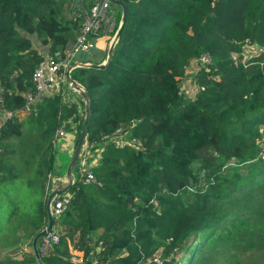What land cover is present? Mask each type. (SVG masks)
Listing matches in <instances>:
<instances>
[{
	"label": "trees",
	"instance_id": "trees-1",
	"mask_svg": "<svg viewBox=\"0 0 264 264\" xmlns=\"http://www.w3.org/2000/svg\"><path fill=\"white\" fill-rule=\"evenodd\" d=\"M64 1L0 0V112L10 113L0 121V199L10 206L6 222L16 214L29 236L46 224L55 132L75 120L77 106L57 93L40 96L19 114L42 59L27 35L47 45L48 54L62 53L80 26L79 19L61 16ZM123 1L126 18L105 67L75 68L71 77L89 94L86 144L92 148L119 130L126 139L105 143L89 166L93 181L84 183L78 173L68 205L52 217L60 233L41 256L49 264H71L66 251L76 233L96 235L100 264H139L158 249L160 264H176L168 257L192 252L186 244L192 236L206 238L218 229L229 216L223 202L246 183L247 175L244 182L238 173L226 176V164L239 160L264 174V159L256 158L264 150V140L258 144L264 0ZM247 43L259 51L241 62ZM201 54L210 62L194 75L196 92L188 99L178 82ZM201 148L211 151L202 178L191 169Z\"/></svg>",
	"mask_w": 264,
	"mask_h": 264
},
{
	"label": "rangeland",
	"instance_id": "rangeland-1",
	"mask_svg": "<svg viewBox=\"0 0 264 264\" xmlns=\"http://www.w3.org/2000/svg\"><path fill=\"white\" fill-rule=\"evenodd\" d=\"M66 1V2H65ZM62 2L60 9L61 16L64 18H71L69 11V0ZM91 3L92 0H86ZM111 7L116 12L118 9L116 4L111 2ZM116 28V16L115 27ZM114 31V30H113ZM112 31V32H113ZM77 32H75L76 35ZM110 33V32H109ZM107 33L103 46V51L106 46L108 38L112 33ZM95 50V49H94ZM92 51L80 55L76 60L84 58L99 59L101 53ZM259 51L258 46L255 44H245L240 61L243 62L247 58H250L257 54ZM98 60L97 62H99ZM210 62L198 64L194 66L188 64L185 68L184 75L179 79L178 86L185 98H192L196 92V84L193 77L197 71ZM70 93V92H69ZM67 98L72 96L70 94H64ZM76 114L75 120L69 119L67 122L68 127L64 134L67 133V137L70 140V150L66 149L58 151L54 154L53 162L57 164L52 172L54 174L61 173L67 165L69 159V151L71 152L75 140L77 138L79 125L81 122L82 112L77 101H75ZM20 114L21 116L25 115ZM65 129V127H64ZM259 131L262 132L261 139L258 140V144L264 140V124L259 126ZM125 134L123 130L115 132L109 137L102 139L99 143H96L94 147H87L86 140L82 145V151L80 154V162L83 164H94L98 159V153L103 148L107 141L120 143L125 140ZM53 155V154H52ZM211 157V151L208 148H201L197 151V157L191 164V169L197 175V177H203L204 172L202 169V161L205 158ZM256 158L260 160L264 159V150L257 153ZM93 159V161H91ZM262 167L264 168V162L262 161ZM264 170V169H262ZM225 175L233 177L237 173L240 176L241 182L247 175L246 183H243L239 192L231 195L223 202V206L229 212L228 218L223 222L218 229L211 232L206 238L204 235L192 236L187 246L192 244V252L185 254L180 252L175 257L169 256L168 259H172L176 264H264V174L260 172L259 167H255L254 164H245V162H239V160H231L226 164L224 168ZM51 171L47 173V182ZM202 180H198L195 186H200ZM1 185V184H0ZM46 191V188H45ZM5 198L0 199V262L21 261L25 257L32 256L31 253V238L27 231L24 229V224H18L16 214L7 219V210L9 209ZM5 228L1 230L2 228ZM60 233V231H59ZM96 235L84 237L81 233H76L73 236L72 241L69 244L71 251H66L67 256L70 257H82L83 259L91 257L90 254H95L99 249L100 243L96 242ZM203 243L201 250L195 253L198 246ZM38 244V241H37ZM94 246V247H93ZM94 248V249H93ZM160 248V247H159ZM87 252V253H86ZM152 257L157 258L161 263L160 250L158 249ZM159 263V264H160ZM153 264H156L153 262Z\"/></svg>",
	"mask_w": 264,
	"mask_h": 264
},
{
	"label": "built area",
	"instance_id": "built-area-1",
	"mask_svg": "<svg viewBox=\"0 0 264 264\" xmlns=\"http://www.w3.org/2000/svg\"><path fill=\"white\" fill-rule=\"evenodd\" d=\"M69 10L71 17L79 19L80 21V26L75 38L62 53L59 51H55L52 55L46 53L42 56V59L38 61L30 77L34 91L24 94L25 106L23 111L25 112H27L28 107L40 96L57 93L70 96L64 79L66 67L73 62L79 61L76 59L80 55L92 52L96 48L97 38L105 36L109 32L112 33L114 30L115 11L111 7V2L109 0H92L89 4L86 0H70ZM208 60V55L201 54L194 58L190 64L198 66L199 63L202 64L208 62ZM63 99L64 101H75L72 96ZM4 115L9 116L10 113L7 112L4 113ZM64 132V127L58 128L55 132L56 137L63 135ZM87 147L89 146L87 145ZM81 171L83 172L84 183L94 180V176L88 164H83V162H81L79 173ZM71 196L72 192L70 191L56 195L51 203L52 217L59 216L68 205ZM59 231L60 225H52L50 229L39 238L37 248L41 256L51 251L53 244L58 241ZM90 256L88 261L78 256L70 257V262L71 264H100L94 254ZM153 262L156 264L160 263L157 258L151 256L141 261L139 264H151Z\"/></svg>",
	"mask_w": 264,
	"mask_h": 264
},
{
	"label": "water",
	"instance_id": "water-1",
	"mask_svg": "<svg viewBox=\"0 0 264 264\" xmlns=\"http://www.w3.org/2000/svg\"><path fill=\"white\" fill-rule=\"evenodd\" d=\"M113 4H116L119 6V18L117 21L116 28L112 32L111 36L108 38L105 50H104V56L99 62H92L89 60H81L76 61L71 64H69L65 71H64V79L66 83V88L72 95V97L81 103V122L80 127L78 130L77 138L75 140V143L73 145V148L71 152L69 151V159L67 160V165L65 166V169L61 173L54 174L52 172L54 168L57 166L56 163L53 162L54 154L56 150L61 151L69 149L70 150V140L69 137H67V133L59 136L54 143L53 150H52V156H51V174L49 176V180L46 186L45 191V213H46V224L38 230L31 238V253L33 260L30 262H19V263H6L1 262L0 264H49L42 260V257L38 251L37 248V241L39 238L47 232L50 227L52 226V214H51V203L53 199L58 194H64L65 192L69 191L70 188L75 184L78 178L79 168L81 165L80 162V154L82 145L85 140V131H86V125L89 119V94L86 88L80 83L77 79H74L71 77V71L75 68H91V69H102L105 67L112 49L114 45L117 42L120 30L122 28V25L126 18V5L123 0H109ZM65 130L68 127V124H65Z\"/></svg>",
	"mask_w": 264,
	"mask_h": 264
},
{
	"label": "crops",
	"instance_id": "crops-1",
	"mask_svg": "<svg viewBox=\"0 0 264 264\" xmlns=\"http://www.w3.org/2000/svg\"><path fill=\"white\" fill-rule=\"evenodd\" d=\"M27 36H28V38L31 41L32 47L35 48L36 51L39 54H41L43 56V55H45L47 53V51H48L47 45L41 44L40 41L33 34H29ZM105 37L106 36H101V37H99V38L96 39V48H95L96 52H99V53H101V51L104 52L103 49H102L103 48L102 44H104ZM69 44H71L70 41L67 43V46H69ZM104 50H105V48H104ZM98 60H101V58L98 59ZM24 113H27V112H25L23 110H20V112H19V114H24ZM4 117H5L4 113L3 112H0V121L3 120ZM91 161H93V159H91ZM68 251H71L70 247H68Z\"/></svg>",
	"mask_w": 264,
	"mask_h": 264
}]
</instances>
